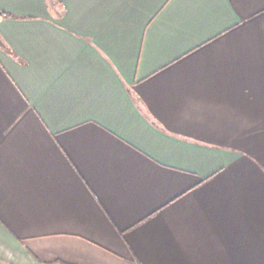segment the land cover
Wrapping results in <instances>:
<instances>
[{
	"label": "crops",
	"instance_id": "0c3cea01",
	"mask_svg": "<svg viewBox=\"0 0 264 264\" xmlns=\"http://www.w3.org/2000/svg\"><path fill=\"white\" fill-rule=\"evenodd\" d=\"M0 12V264H264V0Z\"/></svg>",
	"mask_w": 264,
	"mask_h": 264
},
{
	"label": "trees",
	"instance_id": "16d2710c",
	"mask_svg": "<svg viewBox=\"0 0 264 264\" xmlns=\"http://www.w3.org/2000/svg\"><path fill=\"white\" fill-rule=\"evenodd\" d=\"M4 12H0V14H3ZM45 264H67L65 262H53V263H45Z\"/></svg>",
	"mask_w": 264,
	"mask_h": 264
}]
</instances>
